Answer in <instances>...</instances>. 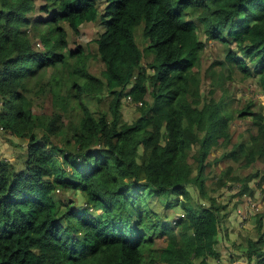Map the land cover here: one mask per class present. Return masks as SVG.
<instances>
[{
    "label": "trees",
    "instance_id": "1",
    "mask_svg": "<svg viewBox=\"0 0 264 264\" xmlns=\"http://www.w3.org/2000/svg\"><path fill=\"white\" fill-rule=\"evenodd\" d=\"M141 20L153 54L144 63L132 31ZM85 21L105 28L93 39L100 77L81 46L68 47L65 26L90 41L79 30ZM198 24L224 48L205 75L215 63L235 68L264 93V0H0V129L26 141L21 169L0 158V264H222L209 261L219 260L221 215L231 209L218 190H234L238 203L257 189L264 202V172H242L264 161V112L247 100L235 115L254 131L233 141L232 110L202 94ZM48 68L53 87L67 71L66 95L52 92L59 110L49 114L27 84ZM105 93L107 109L96 114L81 100ZM125 95L138 103L130 123L121 121ZM71 98L81 108L75 122L64 116ZM59 189L79 192L87 207L59 213ZM150 195L183 215L158 219ZM256 208L259 233L245 238L243 254L264 264V205Z\"/></svg>",
    "mask_w": 264,
    "mask_h": 264
},
{
    "label": "rangeland",
    "instance_id": "2",
    "mask_svg": "<svg viewBox=\"0 0 264 264\" xmlns=\"http://www.w3.org/2000/svg\"><path fill=\"white\" fill-rule=\"evenodd\" d=\"M172 4L174 2H171ZM143 27H144V21L141 20L137 25L132 27V31H133V38H134V42L137 45V47L139 48L140 51L143 52V58H142V63L150 61L153 54L152 53H147V50H144L146 47V38L143 35ZM197 27L199 28V32H198V37L204 41V46H203V50L201 52V57H200V65H199V73L201 76V90H202V94L204 95V98H209V97H213L215 100L223 98L224 104L227 106L228 109L232 110V113L234 114V118L230 121L229 124V130H230V134H231V138H233V141L242 139V138H247V135H249L250 133H252L254 131L253 126L251 124V121L249 120V118L247 117H236L235 113L237 110L240 109V107H242L247 100H249L251 103H253L252 105V109H254V111H263L264 112V93H260L259 90L257 89V86L255 84L256 78L255 77H243L241 75V73L237 70V69H231L229 70L227 66H222L220 64H214L211 69L208 72H211L210 75H205V69L206 67H208L211 63V61L213 60H221L223 59L224 56V48L223 45L220 42L217 41H213V40H209V39H205V36L203 34V32L200 30V25L198 24ZM81 29L83 30V32H85L89 37H94L95 35H97L100 31H101V27L95 24H87L86 26L81 27ZM65 31H66V35H67V41L68 44L70 46H75L78 45L79 43H81L83 50L87 51L85 54H88L89 57L86 59V65L90 66L91 72L97 76L100 77V72L103 69L104 65L102 64V62H100L97 59V54H96V49H93L92 53L90 51L88 42L86 40H84L83 38H79L77 37L73 31H71L69 29L68 26H65ZM36 39H33V41H35ZM93 39L91 38L90 41H92ZM93 45H95V41L93 40ZM37 50L42 51L44 49L43 46H37L35 47ZM51 71H53L51 68L45 69L44 75L39 79V80H35L34 77H39V74L34 75L28 84V87L30 88V92L28 94V96L30 97L32 104H34L36 107H39L40 105H43L45 108V112L46 113H50L52 111H58L59 107L53 105L52 101H51V95L52 92L57 91L56 93H58L60 96H65L66 95V91H67V87L66 85H64V77H66V73L67 71L65 69H63V71L59 72L62 76L61 81L58 85H60V87H53L51 84L49 85L46 84L47 81H50V76H51ZM223 79V86H220L218 82V78ZM67 84V82H66ZM49 85V88H48ZM57 85V86H58ZM44 88V91H41ZM108 94L105 93L102 96L103 101L102 102H98L95 98L92 97H87L84 96V98H82V102L88 106V108L90 109V111L94 112V114H96L97 112H102V111H106L107 109V99H108ZM138 103L132 100V97L130 95H125L122 97L121 100V115H122V122L125 123H130L132 122L134 119H136L139 116V111H138ZM68 108L67 109V113L64 114L65 117L69 118L72 122H75L78 118V116L81 113V108L77 107L76 101L73 100L71 98V100L68 103ZM3 132V131H2ZM4 134H7L8 132H3ZM57 140V139H55ZM24 139H20V142H23ZM15 149V159L12 162L13 164V168L18 170L22 168L23 165V160L25 158V150L23 149V147L21 145H15L14 146ZM0 158H4L3 154L0 153ZM8 160V159H7ZM220 168L221 165L218 163L217 165L212 166V168ZM256 168H259V170L261 172H264V161H257L252 167L249 166V168H245L244 170H242V172H247V171H253ZM208 183L210 185H213V180H209ZM253 181L249 182V184H252ZM264 185V183H263ZM210 188V187H208ZM189 189V194L191 196V202L194 204L195 202H200V197L198 194V190L194 187V186H190L188 187ZM218 192H222V195L220 196V198H222L224 201H226L228 199V203H229V207H239L237 209H239L241 211L244 210V213L251 212L253 213L252 215H250V217H252V219L250 220V223L252 224L251 229L248 231L247 234L245 235H254V211L255 207L259 206V209L264 205V202L261 200L260 196L258 195V190L256 189L254 194L252 196H250L251 198L249 200H251L250 202H254L252 203V208L250 206V204L247 201V198L249 196L246 197H242V200L239 201L238 203L237 201V196L232 197L230 194L234 192V190H225L224 188H220L218 190ZM55 199L57 202V206L60 210L59 213H61L65 207L68 206H72L76 209H79L81 207H87L86 205H84V199L83 197L79 194V192H74L71 190H67L66 192L61 191V189H59L58 191L55 190ZM170 198H172V196H170ZM262 201V202H261ZM165 202H166V197H162V196H147V203H148V208L149 210H152L154 212H156L158 219H162L164 221H169L170 219H174L177 215H179L180 213V207H166L165 206ZM242 206V207H241ZM245 207V208H244ZM242 208H244L242 210ZM237 209L235 211H237ZM248 210V211H247ZM99 211V210H98ZM89 213H93L91 211V208H89ZM97 213V212H96ZM237 214V212H235ZM242 214V215H243ZM221 221H223V216L221 215ZM58 219L61 223H65L66 220H64L60 214H58ZM250 218L249 217H245L244 219H242L241 222H239V224H245L246 220L248 222ZM227 220L224 221V223ZM248 224V223H247ZM233 225L235 226L236 223H233ZM239 227V226H238ZM244 228V227H243ZM239 229V228H238ZM178 228L174 231H177ZM235 230V228H234ZM248 236H243L240 235L236 238L237 241L241 240L242 242H244L245 238ZM224 242L227 243V239H222V237L220 236V239L217 243L218 248L223 250V259H228V255H227V245L224 244ZM164 243L163 238H157L155 239L154 242V246L158 247L160 245H162ZM239 251H241L238 248ZM244 250V249H243ZM147 253V251H146ZM241 253V252H240ZM238 257V256H236ZM211 263H213L215 260L210 259L209 260ZM252 264V262H246V264Z\"/></svg>",
    "mask_w": 264,
    "mask_h": 264
},
{
    "label": "crops",
    "instance_id": "3",
    "mask_svg": "<svg viewBox=\"0 0 264 264\" xmlns=\"http://www.w3.org/2000/svg\"><path fill=\"white\" fill-rule=\"evenodd\" d=\"M87 24H95V25H99L101 27V31L95 35L94 37H89L85 32H83V30L81 29V27L83 26H86ZM104 25L103 24H100V23H97L95 21H85L80 27H79V30L81 33H84L87 37L89 38H92V39H95L99 36V34L101 32L104 31ZM93 41V40H92ZM92 41H89L88 42V45H89V48H90V51L92 53L93 52V49L95 48L96 49V54H98L97 52V45H93V42ZM68 42V41H67ZM96 43V42H95ZM79 46H81L82 44L79 43L78 44ZM68 47H70V45L68 44ZM71 47H74V46H71ZM82 47V46H81ZM83 49V47H82ZM85 53L87 51L83 50ZM97 59L102 62L99 57L97 56ZM103 64V62H102ZM87 66V65H86ZM87 69L89 71H91L90 69V66H87ZM44 70L41 71V73H43ZM41 76V75H40ZM39 76V77H40ZM3 130L0 129V153L3 154L4 156V159H8L9 161H13L15 159V149H14V146L15 145H21L23 147V149L25 150V145H26V141L24 140L23 142H20V138L18 137H15L11 134H4L2 132ZM248 203L250 204L251 208H252V203L254 202H250L251 200L247 199ZM242 207V206H241ZM259 207V206H258ZM239 207H229V213L226 215V216H223V223L220 224V229H219V232H218V239H220V236L222 237V239H227V243L224 242L225 245H227V248H228V251H227V257L228 259H223V250L220 249V257H219V260L218 261H214V262H220L222 264H246V262H250L247 260L246 256L243 254V249L245 248L244 245H245V241L242 242L241 240L237 241L236 238L240 235H243V236H248V237H256L259 233V231L256 229L255 227V216H254V235L251 236V235H245L248 233V231L251 229V226L252 224L250 223V220L252 219V217H250V215H252L253 213L245 212V214H241V211L239 209H237ZM245 208V207H244ZM242 208V210L244 209ZM237 209V211H235ZM257 209V208H256ZM248 211V210H247ZM237 212V214L235 213ZM242 213H244V210L242 211ZM245 217H249L250 219L245 221L246 223L245 224H239V222L242 221V219H244ZM227 220L225 223L224 221ZM233 223H236V225L234 226ZM248 223V224H247ZM239 226V227H238ZM244 227V228H243ZM235 228V230H234ZM239 228V229H238ZM262 230L264 231V223H263V228ZM238 248L241 250L239 251ZM264 249V247H263ZM241 252V253H240ZM238 256V257H236ZM231 257V258H229ZM252 264H253V261H251ZM250 264V263H249Z\"/></svg>",
    "mask_w": 264,
    "mask_h": 264
},
{
    "label": "built area",
    "instance_id": "4",
    "mask_svg": "<svg viewBox=\"0 0 264 264\" xmlns=\"http://www.w3.org/2000/svg\"><path fill=\"white\" fill-rule=\"evenodd\" d=\"M255 209H256V207H255ZM182 215H183L182 213H179V215H177L174 219H176V218H178L179 216H182ZM172 223H175L174 220H172Z\"/></svg>",
    "mask_w": 264,
    "mask_h": 264
}]
</instances>
